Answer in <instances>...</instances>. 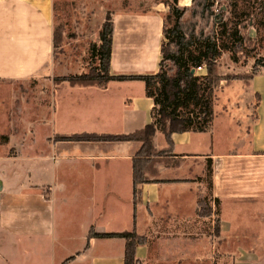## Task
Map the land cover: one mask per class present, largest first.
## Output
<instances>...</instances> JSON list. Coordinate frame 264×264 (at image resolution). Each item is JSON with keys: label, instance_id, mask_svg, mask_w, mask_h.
<instances>
[{"label": "crops", "instance_id": "1", "mask_svg": "<svg viewBox=\"0 0 264 264\" xmlns=\"http://www.w3.org/2000/svg\"><path fill=\"white\" fill-rule=\"evenodd\" d=\"M156 14L162 41L164 17ZM54 30V0H0V80L54 75L61 65L55 58ZM158 69L159 62L151 72ZM248 88L256 98L252 119L243 129V121L233 115L237 136L231 148L216 149V126L206 132L173 133V156L157 164L158 175L144 183L141 201L135 205L133 159L141 142L74 141L62 136L130 133L150 124L153 100L146 95L144 82L53 84L52 117L42 123L51 122V131L60 137L16 142L17 135L9 138L5 132L8 124L0 132V165L45 162L51 156L54 160L51 183L11 186L0 176V264H124L125 239L89 237L91 229L98 233L135 229L145 236L146 242L136 249L137 264H264V222L255 220L264 212V71L250 80ZM81 115L93 122L83 120V128L62 129ZM106 119L112 122L108 128H97V122ZM9 145L17 146L16 154L6 150ZM155 146L169 147L161 131L156 132ZM204 200L211 203L213 214L202 217L198 210ZM217 214L220 237L214 233ZM71 226L81 231H69Z\"/></svg>", "mask_w": 264, "mask_h": 264}, {"label": "rangeland", "instance_id": "2", "mask_svg": "<svg viewBox=\"0 0 264 264\" xmlns=\"http://www.w3.org/2000/svg\"><path fill=\"white\" fill-rule=\"evenodd\" d=\"M171 1L54 0V26L55 29H59L63 37L61 47L55 49V58L61 59L60 68L56 69L54 75L43 79L0 80V132L8 124L5 132L7 131L9 138L11 134L17 135L14 138L16 142L30 143L32 140L44 142L60 137L58 132L51 131L53 126L51 122L42 123L52 117L50 94L53 84L56 83L55 78L64 76L65 72L79 74L95 66L96 61L90 47L96 42L108 12L112 13L116 27L111 71L114 73H146L154 70L159 62L157 45L161 41L160 21L156 12L165 16L169 13L168 4ZM207 3L211 4L207 5ZM179 6L186 9V29L192 28L191 25H197L206 32H211L221 17H229L236 21L234 14L241 12L248 13L250 17L242 28L243 33L249 37L245 52L226 51L217 65L218 77L221 80L215 91L216 119L213 126H216V149L223 151L236 141L237 126H235L233 115H238V119L243 121V129H245V122L252 119L256 98L248 88V80L255 67L264 69L262 66L264 65V0H179ZM202 6L206 12L200 16L198 12ZM233 57L238 60L235 61ZM135 91L140 92V89L135 88ZM38 105H40V110L37 112V117L35 110ZM66 109L65 102L63 112ZM2 113H7L8 117H4ZM107 119L97 122V128H108L112 122H108ZM83 120L88 124H90L89 121L93 122L89 117L81 115L69 125L63 122L66 126H62V129L83 128L85 127L82 125ZM10 145L6 150L10 154H16L17 146ZM165 149L168 148L162 150ZM53 162L51 156L45 162L27 160L9 166L1 164L0 176L11 186H17V184L25 186L29 182L51 183L53 182ZM6 168L10 171L9 174L6 173ZM80 184L82 185V182ZM209 204L212 207L211 203ZM259 215H256L255 220L264 222V212ZM259 225L262 224L259 223ZM262 226L264 236V225ZM68 230L81 231L80 228L76 230L72 226ZM257 230L261 231L260 226ZM214 233L216 237L221 235L220 231L219 234L216 231V225ZM222 262L228 264L227 261Z\"/></svg>", "mask_w": 264, "mask_h": 264}, {"label": "trees", "instance_id": "3", "mask_svg": "<svg viewBox=\"0 0 264 264\" xmlns=\"http://www.w3.org/2000/svg\"><path fill=\"white\" fill-rule=\"evenodd\" d=\"M196 1V0H193ZM208 1V0H206ZM211 3H207L210 5ZM169 13L164 17L160 61L157 72L141 74H111L113 51L114 21L112 13H107L99 31V42L91 45L96 64L87 72L69 74L55 78V82L67 81L71 86H106L112 80H141L145 84L146 95L153 100L151 115L153 121L145 127L130 133L82 132L64 139L74 141H138L142 143L139 153L133 159V196L134 204L141 201L144 183L153 181L158 175L157 164L165 157L173 156L172 134L175 132H206L213 127L215 120V91L221 78L218 77L217 65L226 51L245 52L248 36L242 28L250 18L248 13L234 14L233 19L219 18L211 32H206L197 25L185 28L186 9L179 6V0L168 4ZM206 12L204 6L198 12ZM254 26V24H253ZM62 33L54 30L55 49L62 45ZM235 61L238 59L233 57ZM261 64H263L261 62ZM92 65V64H91ZM264 66V65H262ZM202 68V72L199 70ZM264 68V67H263ZM264 71L255 67L249 75L250 80ZM164 133L169 147L159 150L155 146L156 132ZM172 161V159H171ZM211 169L208 170L210 177ZM210 185V180H209ZM210 202H200V216H210ZM219 200L216 199V206ZM217 213V211H216ZM216 231H220V217H216ZM119 237L125 239L124 264H137L136 249L146 242V237L133 230L121 232H95L91 229L89 237Z\"/></svg>", "mask_w": 264, "mask_h": 264}, {"label": "built area", "instance_id": "4", "mask_svg": "<svg viewBox=\"0 0 264 264\" xmlns=\"http://www.w3.org/2000/svg\"><path fill=\"white\" fill-rule=\"evenodd\" d=\"M199 70H200V71H203V69H202V68H199Z\"/></svg>", "mask_w": 264, "mask_h": 264}]
</instances>
